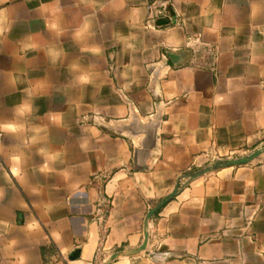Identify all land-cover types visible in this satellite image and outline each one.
Here are the masks:
<instances>
[{
    "label": "crops",
    "instance_id": "0c3cea01",
    "mask_svg": "<svg viewBox=\"0 0 264 264\" xmlns=\"http://www.w3.org/2000/svg\"><path fill=\"white\" fill-rule=\"evenodd\" d=\"M0 134V264H264V152L185 180L264 148V0H0Z\"/></svg>",
    "mask_w": 264,
    "mask_h": 264
},
{
    "label": "water",
    "instance_id": "95a60500",
    "mask_svg": "<svg viewBox=\"0 0 264 264\" xmlns=\"http://www.w3.org/2000/svg\"><path fill=\"white\" fill-rule=\"evenodd\" d=\"M173 18V14H171L167 19H162L159 21V25L160 26H164L169 24V20ZM173 22V21H172ZM171 59L172 63H177L178 59L180 58L179 55H170L169 56ZM264 152V148H262L261 150H257L255 152H252L251 154H248L247 156L244 157H239L236 159H228L225 161H221V162H217L212 166H208L206 168H203L201 170H198L197 172H194L192 174H189L187 176V182H192L197 178H200L202 176H205L207 174L213 173L215 171H217L220 168H226V167H237V166H242V165H246L250 162H252L253 160H255L260 154H262ZM179 187L178 185L175 186L174 190L168 194L167 196H165L158 204H156V206L154 208H152L151 210L148 211V213L146 214L145 220H144V232H143V242L141 244V246L132 254H136L138 252L144 251L147 245V239H148V222L149 220L159 211L161 210L172 198H174L176 196V194L178 193ZM119 255L114 254L113 256H111V258L103 263V264H109L111 261H113L114 259H116ZM71 260H73V258H71Z\"/></svg>",
    "mask_w": 264,
    "mask_h": 264
},
{
    "label": "built area",
    "instance_id": "2783aa9c",
    "mask_svg": "<svg viewBox=\"0 0 264 264\" xmlns=\"http://www.w3.org/2000/svg\"><path fill=\"white\" fill-rule=\"evenodd\" d=\"M163 4L156 6L150 4L147 8L154 17H159L162 14V10L159 9ZM184 49L187 50L191 56L190 65L207 69L209 71H215L219 52L216 46L205 43L200 36H188L185 40ZM0 134V142H1Z\"/></svg>",
    "mask_w": 264,
    "mask_h": 264
},
{
    "label": "rangeland",
    "instance_id": "374dc122",
    "mask_svg": "<svg viewBox=\"0 0 264 264\" xmlns=\"http://www.w3.org/2000/svg\"><path fill=\"white\" fill-rule=\"evenodd\" d=\"M231 159H236V158H231ZM226 159H222V160H218V161H215V162H213V163H211L210 165H208V166H212V165H214L215 163H217V162H221V161H225ZM228 160V159H227ZM208 166H205L204 168H206V167H208ZM201 169H203V168H201ZM200 169V170H201ZM185 180H187L186 178H185Z\"/></svg>",
    "mask_w": 264,
    "mask_h": 264
},
{
    "label": "clouds",
    "instance_id": "9594fccd",
    "mask_svg": "<svg viewBox=\"0 0 264 264\" xmlns=\"http://www.w3.org/2000/svg\"><path fill=\"white\" fill-rule=\"evenodd\" d=\"M81 80L82 81H86V78L85 77H81ZM9 127H11V126H9Z\"/></svg>",
    "mask_w": 264,
    "mask_h": 264
}]
</instances>
